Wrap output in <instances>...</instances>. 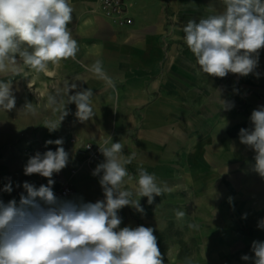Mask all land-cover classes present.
I'll use <instances>...</instances> for the list:
<instances>
[{"label": "crops", "instance_id": "1", "mask_svg": "<svg viewBox=\"0 0 264 264\" xmlns=\"http://www.w3.org/2000/svg\"><path fill=\"white\" fill-rule=\"evenodd\" d=\"M70 3L69 28L79 45L76 59L50 63L46 73L20 61L19 74L0 75L12 81L16 97L13 110H0V188L8 178L13 184V191L0 192V198L19 201L24 181L46 185V178L26 176L23 168L36 151H55L57 146L46 148L45 141L62 137L70 159L53 176V190L69 184L70 198L103 200L99 178L91 173L104 159L99 146L119 141L125 157L135 154L126 166L133 178L125 179V188L136 189L137 169L143 167L171 189L152 205L141 198L146 215L121 209V227H152L164 264H252L241 256H254L252 242L264 241V229L257 227L264 218V180L252 171L254 152L240 144L238 133L251 127L252 111L264 105V49L259 77H209L199 71L184 43L183 27L190 19L199 22L223 11L222 0H124L128 25L104 18L96 0ZM97 59L115 81V90L88 71ZM72 84L77 87L69 94L93 90L95 115L82 123L75 117V104H69L70 114L60 128L49 132L43 122L58 113L48 105V96L66 100ZM219 90L221 98L234 101L232 110H220ZM26 102L35 106L34 114L23 109ZM86 145L95 158L87 159ZM174 210L184 211L185 217L177 219ZM244 213L247 219H242Z\"/></svg>", "mask_w": 264, "mask_h": 264}, {"label": "clouds", "instance_id": "2", "mask_svg": "<svg viewBox=\"0 0 264 264\" xmlns=\"http://www.w3.org/2000/svg\"><path fill=\"white\" fill-rule=\"evenodd\" d=\"M222 4L223 11L217 14L202 17L199 22L188 20L183 27L184 43L193 53L199 71L209 77H259L256 69L264 49V0H222ZM73 11L70 0H0V75L19 74L20 61L37 73H46L50 63L75 60L79 45L69 28ZM88 71L115 90L116 83L101 60L97 59ZM76 87L67 85L66 100L48 96V105L58 113L56 119L43 122L49 132L60 128L70 114L69 104H75V117L80 122L94 117L93 90L84 88L69 94ZM219 94L221 98L220 90ZM15 106L12 81L0 79V110L8 112ZM234 107V101L221 98L220 110ZM23 109L36 112L31 102H26ZM250 123L251 127L239 130L238 139L254 152L252 171L264 180V105L252 111ZM53 144L57 146L55 151H36L23 168L26 176L39 175L47 179V184L37 187L24 181L19 201L13 198L4 202L0 198V264H164L154 229L143 225L121 227L118 213L131 207L146 215L141 198L146 197L152 205L155 197L171 191L168 185L158 183L154 173L139 167L136 189L125 188V179L133 178L126 166L135 154L125 157L121 142L106 140L104 146H99L104 159L91 173L99 178L104 199L86 202L82 196L57 197L53 176L67 167L70 157L62 137L45 141L46 148ZM232 146L235 150V144ZM12 191L8 178L0 192ZM228 202L234 208V198L228 197ZM174 212L179 220L185 217L184 211ZM247 216L244 213L242 219ZM257 227L264 229V218ZM251 251L254 256L244 254L241 259L264 264V241L254 240Z\"/></svg>", "mask_w": 264, "mask_h": 264}, {"label": "built area", "instance_id": "3", "mask_svg": "<svg viewBox=\"0 0 264 264\" xmlns=\"http://www.w3.org/2000/svg\"><path fill=\"white\" fill-rule=\"evenodd\" d=\"M98 9L104 18L109 19L117 25H128L131 18L126 15V6L124 0H96ZM89 150L87 159H93L97 154L92 150L90 145H86ZM57 197L70 198L73 194L71 185L65 184L53 190Z\"/></svg>", "mask_w": 264, "mask_h": 264}]
</instances>
